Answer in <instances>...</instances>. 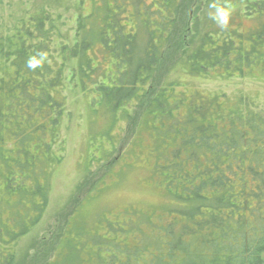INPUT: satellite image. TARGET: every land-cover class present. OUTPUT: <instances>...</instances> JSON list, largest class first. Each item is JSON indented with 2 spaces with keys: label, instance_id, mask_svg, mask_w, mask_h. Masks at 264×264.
<instances>
[{
  "label": "trees",
  "instance_id": "1",
  "mask_svg": "<svg viewBox=\"0 0 264 264\" xmlns=\"http://www.w3.org/2000/svg\"><path fill=\"white\" fill-rule=\"evenodd\" d=\"M80 1L79 10L88 1L93 10L80 14L72 43L68 32H63L65 23L45 9L20 19L11 29L0 33L3 147L7 149L6 145L10 144L13 148L7 150L16 154L37 141L51 154L50 166L60 161L52 154V145L58 144L66 117L68 81L75 77L72 84L76 82L92 100L91 113L104 110L111 114L116 127L118 113L129 116L134 102L145 93L181 2ZM249 8L250 14L260 20L247 39L249 46L235 45L231 32L223 33L220 41L212 33H205L199 47L185 61L186 73L217 79L264 74L262 66L244 67L246 60L242 55L259 51L264 60V3L257 2ZM144 14L154 15L155 22L144 21ZM33 57L42 59L35 69L28 67ZM106 66L114 67V72H106ZM186 101L190 107H179ZM173 109L180 121L196 124L193 139L182 136V150L187 148V151L182 153L178 147L170 152L171 159L180 154L185 158L189 155L195 164L192 174L185 173L183 166L177 171L182 188L176 194H167L179 205L172 215L183 219L179 233L168 239L169 248L181 254L174 264H264V107L260 109L245 95L186 100L178 95L177 85H172L152 99L142 119L141 134L151 121L157 124L158 128L153 125L156 133L164 140L165 133L173 132L171 126L164 128V120L171 118ZM182 110L185 113L178 115ZM220 135L225 136L223 142ZM149 138L157 140L156 136ZM194 142L195 146L191 147ZM33 189L36 194L44 192L39 186ZM4 194L0 200V209L5 211L2 219L9 213L3 223L11 225L13 231L0 226V264H22L18 243L43 214L47 190L39 207L31 200L23 204L22 193L12 200ZM21 205V219L29 221L32 215L36 216L27 228L13 212ZM65 241L66 238L57 259L49 264L78 261V251ZM135 242L142 245L140 242L144 241L135 238Z\"/></svg>",
  "mask_w": 264,
  "mask_h": 264
},
{
  "label": "rangeland",
  "instance_id": "2",
  "mask_svg": "<svg viewBox=\"0 0 264 264\" xmlns=\"http://www.w3.org/2000/svg\"><path fill=\"white\" fill-rule=\"evenodd\" d=\"M257 2L264 3V0H181L145 93L134 102L129 116L118 113L116 127L111 114L104 110L91 113L92 100L76 82L72 84L75 77L71 78L60 139L57 145H52V154L60 159L57 164L50 166L51 154L37 141L15 154L8 151L13 148L10 144L6 145L8 150L4 149L5 139L0 138V200L4 192L11 200L22 193L23 204L31 200L39 207L47 190L43 214L18 243L22 264L54 262L65 238L78 251L75 264H174L181 258L177 250L169 248L168 239L179 233L183 219L172 215V210L179 205L167 194H176L182 188L177 171L183 166L185 173L192 174L195 164L189 155L185 158L180 154L171 159L170 152L178 147L182 153L187 151V148L182 150V136L193 139L196 124L180 121L173 109L171 118L164 120V128L171 126L173 132L165 133L161 141L162 136L160 139L156 133L158 126L151 121L141 134L142 119L152 99L172 85H177L178 95L186 100L245 95L260 109L264 107V74L217 79L189 75L185 68V61L199 47L205 33H212L220 41L225 33L231 32L235 45L249 46L247 39L260 23L250 14L249 7ZM80 4V0H0V33L11 29L20 19L45 9L65 23L63 32H68L72 43L80 14L93 10L89 1L82 10H79ZM213 4L231 8L227 28H220L210 18ZM143 17L144 21L155 22L154 15ZM242 56L246 60L245 68L264 67L259 51ZM114 70L106 66V72ZM188 105L186 101L179 107ZM184 113L182 110L178 115ZM153 136L156 141L149 138ZM224 139L220 135L222 142ZM34 186L44 190L43 195L34 193ZM0 210V226L13 231L11 225L3 223L9 213L3 220L5 211L2 207ZM22 210L21 205L13 212L27 228L36 216L24 221ZM20 220L16 221L17 226ZM135 238L144 241L140 242L142 245L136 244Z\"/></svg>",
  "mask_w": 264,
  "mask_h": 264
},
{
  "label": "clouds",
  "instance_id": "3",
  "mask_svg": "<svg viewBox=\"0 0 264 264\" xmlns=\"http://www.w3.org/2000/svg\"><path fill=\"white\" fill-rule=\"evenodd\" d=\"M210 7L212 9L209 12L210 18L213 19L220 28L222 29L227 28L229 26L231 15H232L231 8L226 5L220 6L217 4H213ZM41 63H42V59H37L33 57L29 59L28 67L35 69L38 66H40Z\"/></svg>",
  "mask_w": 264,
  "mask_h": 264
}]
</instances>
